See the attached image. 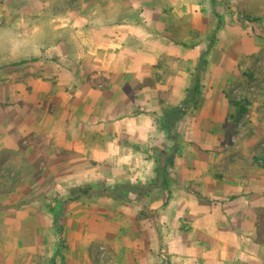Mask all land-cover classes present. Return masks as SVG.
Here are the masks:
<instances>
[{
    "label": "crops",
    "instance_id": "obj_1",
    "mask_svg": "<svg viewBox=\"0 0 264 264\" xmlns=\"http://www.w3.org/2000/svg\"><path fill=\"white\" fill-rule=\"evenodd\" d=\"M72 12L50 13L43 29L20 16L14 34L30 49L25 55L30 57L20 58L23 50L10 51L3 62L9 66L1 70L10 78L20 74V62L27 64L32 83L26 89L20 82L23 103L0 105V171L15 181L11 189L17 190L0 192V221L10 225L8 237L0 236V264H35L37 255L54 254V242L48 243L37 227L31 242L24 240L21 204L12 205L18 209L13 214L4 213L11 200L24 199L20 188L31 190L40 170L45 175L58 168L61 173L55 174L68 177V183L71 177L94 175L109 184L123 174L121 169L125 174L131 169L141 183L154 174V147L164 149L161 170L172 182L171 192L164 205L156 204L159 215L131 219L141 224L139 239L158 241L173 264H246L264 254L257 213L264 209V161L255 164L248 157L260 132L242 141L238 163L229 164L222 150L227 116L239 113L225 90L228 52L221 50L216 60L208 41L186 46L162 39L136 46L125 42L116 27L104 31L84 13L71 18ZM9 26L7 18L0 20L1 33L9 32ZM30 36L37 40L28 41ZM40 48L45 56H37ZM184 63L190 71L183 70ZM35 94L42 103L32 108L29 120L26 101ZM251 102L240 113L262 129L264 112ZM43 158L47 164L35 165ZM17 160L34 171H23ZM46 244L53 248L50 255ZM144 262L133 259L131 264Z\"/></svg>",
    "mask_w": 264,
    "mask_h": 264
},
{
    "label": "rangeland",
    "instance_id": "obj_2",
    "mask_svg": "<svg viewBox=\"0 0 264 264\" xmlns=\"http://www.w3.org/2000/svg\"><path fill=\"white\" fill-rule=\"evenodd\" d=\"M68 8L75 11L71 13V18L84 13L90 19V24L100 25L102 30L116 27L125 42L136 46L142 41L156 42L162 39L175 40L186 46L208 41L214 45L216 60L221 56V50H226L229 55L225 61V73L229 75L230 82L225 90L229 102L237 106L239 113L227 116L222 150L229 164L238 163L242 157V141L259 131L248 157L255 164L263 163L264 128L257 130V126L242 116L240 111L252 101L254 107L264 112V0H0V20L7 18L10 25L9 32H0V105L17 101L23 103L20 82L26 89L31 88L32 79L29 71H25L27 64L20 62L17 67L20 74L12 73L11 78L9 72L1 70L8 69L9 65L3 62L9 59L11 52L23 50L21 53L24 56L20 58L30 57L25 56L30 49L25 48L24 42L37 40L36 36L32 37L34 35L24 37L22 44L16 38L14 26L18 18L21 16L24 23L36 21L43 29L50 13L62 14ZM6 9H11V13L3 14ZM90 11L92 15L86 13ZM114 36L118 35L114 33ZM38 55L45 56V51ZM182 66L185 72L190 71L189 64ZM197 66L201 67V63ZM215 70L218 72L217 68ZM42 77L47 78L46 75ZM28 99L27 118L30 120L36 110L35 105L42 101L36 94L28 96ZM42 108H45V104ZM2 114L0 111V120L3 119ZM163 151L154 147L157 162L154 174L141 183L132 176L135 170L131 169L128 174L121 169L120 173L123 174L109 184L104 176L88 175L71 177L70 186L66 182L68 177L55 174L61 173L58 168H51L45 175L40 170V174L33 177L32 192L28 185L20 188L26 193L24 199L11 200L9 208L4 210L8 215L13 214L18 209L12 208V205L19 208L21 204L25 215L23 237L27 243L34 238L36 227L41 235L49 237L48 243L54 242L53 256L37 255L35 264H131L133 259L139 263L144 260L147 264H173L167 251L159 249L158 241L148 239L144 243L139 239L137 232L142 230L136 229H140L141 224L131 222L134 218L159 215L156 204L164 205L170 197L172 182L161 170L164 165L161 160ZM41 162L47 164L43 158L37 160L35 165L39 166ZM16 163L23 171H34L21 160ZM0 173V192L15 193L17 190L11 189L15 181L6 175L5 170ZM28 178L20 177L18 180ZM257 213L261 222L258 242L264 243V209H257ZM9 226L0 221L2 238L8 237ZM8 239L12 241V238ZM118 242L122 246L118 247ZM134 242L137 246H134ZM46 247L50 255L53 248L50 244H46ZM246 264H264V254Z\"/></svg>",
    "mask_w": 264,
    "mask_h": 264
},
{
    "label": "trees",
    "instance_id": "obj_3",
    "mask_svg": "<svg viewBox=\"0 0 264 264\" xmlns=\"http://www.w3.org/2000/svg\"><path fill=\"white\" fill-rule=\"evenodd\" d=\"M196 194H197V195H200V193H199V192H196Z\"/></svg>",
    "mask_w": 264,
    "mask_h": 264
}]
</instances>
